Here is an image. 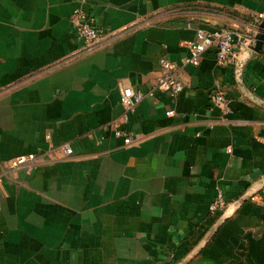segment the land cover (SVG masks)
Instances as JSON below:
<instances>
[{"label": "crops", "instance_id": "crops-1", "mask_svg": "<svg viewBox=\"0 0 264 264\" xmlns=\"http://www.w3.org/2000/svg\"><path fill=\"white\" fill-rule=\"evenodd\" d=\"M77 8L102 31L89 51ZM263 16L264 0H0V264H264V43L244 91L213 48L181 65L198 30ZM162 58L175 98L156 88ZM123 87L145 94L127 145ZM29 153L40 163L8 168Z\"/></svg>", "mask_w": 264, "mask_h": 264}, {"label": "built area", "instance_id": "built-area-1", "mask_svg": "<svg viewBox=\"0 0 264 264\" xmlns=\"http://www.w3.org/2000/svg\"><path fill=\"white\" fill-rule=\"evenodd\" d=\"M72 21L74 22L78 38L84 43V51L95 48L100 40L102 31L94 25L87 11L84 8H77L72 13ZM260 21L261 19L257 20V22L247 30L232 27H223L211 32L204 29L198 30L195 40L186 45L189 55L182 59L181 65H198L202 54L207 49L213 48L216 61L223 65L231 64L234 72L237 59L254 41V36ZM160 65L162 68L156 81V88L166 92L169 97L175 98L181 93L183 88L181 82L177 79V69L179 65L165 58L160 60ZM148 94L152 95V92ZM144 96V93L131 87H123L121 89L120 102L126 112L122 115L120 120H116L112 123V127L115 129L116 135L123 137L124 144L126 145L132 141V138L125 135V133L120 130V124L128 120V113L134 109ZM211 100L215 106L224 108L228 103L226 93L222 89L214 91ZM171 113L172 112H168V114ZM60 148L65 155L70 156L72 154V149L68 144H64ZM40 155L42 154L29 153L18 155L11 159L8 168L10 170H16L24 167L29 171L40 163ZM227 204L223 191L218 190L214 200L209 206L210 215L217 220L223 213Z\"/></svg>", "mask_w": 264, "mask_h": 264}, {"label": "water", "instance_id": "water-1", "mask_svg": "<svg viewBox=\"0 0 264 264\" xmlns=\"http://www.w3.org/2000/svg\"><path fill=\"white\" fill-rule=\"evenodd\" d=\"M263 43H264V16L258 25L256 34L254 36V41L252 42L250 47H248L246 50H244L241 53V55L237 59L235 66H234V72L233 73H234L235 83L242 90L244 89L243 79H242L244 65H245L247 59L253 53H257L260 51ZM245 199H247V197H245V196L238 198L236 201H234V205L236 207H239ZM223 219H224V212L216 220L213 228L217 229V227L220 225V223L222 222Z\"/></svg>", "mask_w": 264, "mask_h": 264}]
</instances>
